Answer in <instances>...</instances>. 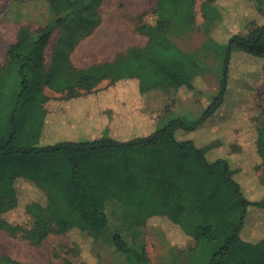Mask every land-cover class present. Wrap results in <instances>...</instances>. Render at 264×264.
<instances>
[{
    "label": "trees",
    "instance_id": "16d2710c",
    "mask_svg": "<svg viewBox=\"0 0 264 264\" xmlns=\"http://www.w3.org/2000/svg\"><path fill=\"white\" fill-rule=\"evenodd\" d=\"M46 2L49 23L20 26L0 64V231L32 247L72 230L95 244L108 226L105 203L115 201L131 227L163 222L181 235L178 242L184 237L188 243L179 250L189 254L186 264H264V236H255L264 222L254 226L253 219L259 220L254 214L245 223L249 208L264 210V187L254 173L244 176L245 162L232 156L239 149H232L226 134L197 133V142L201 136L210 139L205 147L184 138L212 118H223L233 53L264 59V24L250 21L245 32L232 33L247 12L240 4L263 13L264 0H207L200 7L202 24L196 0H157L152 25L137 17L144 47L84 69L74 66L71 55L101 24L103 0ZM55 31L46 65L45 50ZM193 35H202L203 48L220 59L218 94L192 125L172 119L149 132L152 115L133 107L134 95L171 90L191 96L205 87L207 65L182 45ZM128 84L129 107L119 98L126 97ZM44 88L60 97L49 98ZM73 101L84 102V108L69 109ZM53 111L62 121L52 129L57 139L46 133ZM261 117L259 126L241 128L243 142L253 150L254 171L264 169V112ZM85 134L84 142L59 140ZM19 181L34 188L36 197L23 198ZM254 190H260L259 197ZM20 204L24 223L7 221L4 215ZM112 243L128 264H150L144 251L130 248L118 233ZM73 248L79 254L80 247ZM0 264L20 263L0 255Z\"/></svg>",
    "mask_w": 264,
    "mask_h": 264
},
{
    "label": "rangeland",
    "instance_id": "374dc122",
    "mask_svg": "<svg viewBox=\"0 0 264 264\" xmlns=\"http://www.w3.org/2000/svg\"><path fill=\"white\" fill-rule=\"evenodd\" d=\"M205 1L207 0H196V17L199 24L203 22L200 7ZM221 1L227 3V0ZM233 2L235 4V0ZM156 3L157 0H103L100 9L102 22L91 36L77 44L71 55L74 66L84 69L94 64L110 62L116 55L124 53L132 47H144L147 44V39L136 31L137 17L142 16L143 23L152 25L155 20L152 12ZM240 9H245L247 12L242 19H239L238 24H240L232 33H239L240 30L241 33L245 32L251 22L258 25L264 24V11L258 13L254 8H248L242 3ZM247 17L248 19H246ZM49 21L50 15L47 12L46 0H0V64H5L6 50L15 41L20 26H30L36 29L45 26ZM57 37L58 31H55L45 50L46 65L51 59ZM204 40L202 35H193L182 41L186 51L192 52L195 57L207 65L208 74L204 78L205 87L203 90L191 96L186 91L179 94L171 90H158L135 97L130 92V84L125 86L127 99L126 97L119 98L124 101L128 100L129 107V99L132 95L133 107L140 106L152 115L148 124L149 132L155 128L156 123L161 126L172 119H179L187 125H192L201 117L212 99L217 96L221 62L219 58L203 48ZM232 59L224 98L226 105L222 106L220 110L223 118L216 116V118L205 122L200 129L192 134L184 135V138L194 139L198 146L210 145V139L207 141L201 136L198 138L200 142H197L195 137L197 133L207 135L209 127L217 120L220 121L216 122L213 128L220 129L225 126L227 129L225 137L230 138L231 141L234 139L238 143L232 146L234 151L239 148H248L246 142H243L246 138L242 135L241 128L260 125L261 115L264 112V59L239 52L233 53ZM105 86L106 84H102L99 89H105ZM44 94L54 100L59 98L55 97L52 91L47 88H44ZM123 105L125 104L123 103ZM221 119H225V123ZM256 119L259 120V123ZM106 134L104 133V136H109ZM88 138V135H72L60 137L59 140L69 139L72 142H84ZM212 156L213 154L210 152L207 155L208 160ZM219 156L224 158L225 155L219 154ZM253 173L264 187V169L259 167L253 172L245 171L244 176L253 175ZM16 186L23 198L36 197L34 188L26 183L19 181ZM259 192L260 190H254L253 196L259 197ZM21 202L24 204V199ZM22 208L23 206L20 204L17 209L5 214L4 218L11 223H24L26 219ZM105 212L108 226L95 244L77 230H72L66 235L50 236L41 246L32 247L26 241L10 238L6 233L0 231V255L8 256L20 264H128L126 256L116 252L112 243V237L118 233L130 248L136 252L144 251L150 264L187 263L189 254L182 253L179 249L186 246L188 242L184 237L178 242L176 237L181 235L172 231L168 224L156 222L154 225L148 223L144 227L133 228L129 221L123 218L121 206L115 201L105 203ZM254 214L259 219L258 221L252 218ZM252 219L254 226H257L259 221L264 222V210L255 207L249 208L245 223L249 225ZM256 235L257 237L264 236V224L257 228ZM253 240L260 239H252V243L255 242ZM74 244L80 247L79 254L73 248Z\"/></svg>",
    "mask_w": 264,
    "mask_h": 264
},
{
    "label": "crops",
    "instance_id": "0c3cea01",
    "mask_svg": "<svg viewBox=\"0 0 264 264\" xmlns=\"http://www.w3.org/2000/svg\"><path fill=\"white\" fill-rule=\"evenodd\" d=\"M53 93V95H55V97H60V95H58V94H56V93H54V92H52ZM53 99V98H52ZM78 101V100H77ZM75 102V103H74ZM95 103V102H94ZM73 105H69V103H67V106H68V108L69 109H72V108H84V105H82V104H84V102H81V103H78V102H76V101H73V103H72ZM82 110V109H81ZM55 111V110H54ZM54 111L53 112H51V114L49 115V116H47V129H46V133H47V135H51V138L52 137H55L54 139H57L58 138V135H59V133H56V132H53L52 131V129H54L55 130V127H57V125H59V124H62V121L59 119V117H58V115L57 114H55L54 113ZM63 124H64V121H63ZM214 126H212L211 128H209V130H208V132L209 133H219V134H221L222 136H224V129L223 128H220V129H215V128H213ZM230 143H233V144H235V145H237L238 143H236L235 141H234V139L232 140V142H230ZM243 143V142H242ZM223 144H226V142L225 143H223ZM229 144V143H228ZM244 144V143H243ZM240 150L238 151L237 150V152L235 153V154H233L232 156H236L237 157V159H239L240 161H242V162H245V164H244V170H246V171H254V166H255V164H256V162H255V157H254V154H253V150L251 149V148H239ZM229 153V152H228ZM19 207V206H18ZM17 207V208H18ZM251 238H248V239H246L247 241H249Z\"/></svg>",
    "mask_w": 264,
    "mask_h": 264
}]
</instances>
